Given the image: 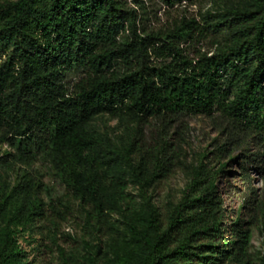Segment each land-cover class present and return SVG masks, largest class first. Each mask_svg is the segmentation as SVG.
Masks as SVG:
<instances>
[{"label":"trees","instance_id":"1","mask_svg":"<svg viewBox=\"0 0 264 264\" xmlns=\"http://www.w3.org/2000/svg\"><path fill=\"white\" fill-rule=\"evenodd\" d=\"M126 5L0 2V145L14 148L0 160L8 169L30 165L42 148L90 226L95 219L108 225L118 214L123 231L120 237L108 226V264H248L251 229L245 225L253 222L238 219L232 238L224 239L216 179L226 165L220 162L236 150L244 151L246 182V164L264 163V122L252 115L264 104V0H255V10L227 12L230 44L195 58L185 46L214 34L219 24L200 26L184 17L171 29L146 32ZM74 70L79 78L69 83ZM229 86L236 88L232 99ZM196 116L210 119L224 136L214 145L213 165L203 161L208 153L199 162L180 160L178 130ZM104 117L116 125L100 128ZM177 168L188 181L161 211L153 193ZM127 175L138 190V209L126 193ZM36 188L32 180L9 190L0 184V264H27L18 236L40 215ZM254 211L255 220L264 217L261 203Z\"/></svg>","mask_w":264,"mask_h":264},{"label":"rangeland","instance_id":"2","mask_svg":"<svg viewBox=\"0 0 264 264\" xmlns=\"http://www.w3.org/2000/svg\"><path fill=\"white\" fill-rule=\"evenodd\" d=\"M6 0H0L3 2ZM14 1V0H12ZM133 4L127 0V7L136 12V24L139 30L146 32H163L171 29L182 18L195 19L200 26L219 24L215 33L200 38L197 42L189 43L185 49L191 58L200 53L208 56L218 53L219 49L230 44V31L226 28L229 19L227 12L234 10H255V0H191L175 1L167 4L163 0H141ZM213 23V24H212ZM180 48L184 50V43ZM5 55L0 52V64ZM253 67L255 62L252 60ZM78 71H71L67 75L69 83H75L79 78ZM229 98L236 94V88L229 86ZM264 96H259L262 101ZM264 101V100H263ZM254 112L256 119L264 122V104L259 105ZM99 127L104 125L114 127L116 121H108L106 117L98 120ZM181 138L180 160L186 164L199 162L207 154L206 161L213 160L214 145L224 141L210 119L203 116L192 117L186 129L178 130ZM119 133V130L116 131ZM263 137L264 131L261 132ZM177 139L178 136L174 137ZM215 142V143H214ZM249 153H254L256 146H249ZM14 152V148L7 144L0 145V158ZM244 151L236 150L220 163H226L222 173L217 175L216 187L222 202L224 219L222 226L228 232L224 239L229 241L232 236L231 226L238 219L253 224H246L251 229L250 247L248 249V264H264V217L254 219V210L261 203L264 210V163L247 165L249 181L241 176V154ZM33 161L30 165L16 164L8 169L0 160L1 183L8 190L25 180H32L37 184L34 197L41 203L40 215L33 217L30 225L18 236V244L23 250V261L27 264H108L112 259L109 250L110 234L108 226H112L118 236H122L123 224L118 214L108 218V225L93 220V226L86 220V213L79 201L66 190L57 173L47 161L43 149L34 150ZM264 156V154H263ZM219 167L217 164L216 166ZM262 168V169H261ZM188 181L184 168H177L171 176L160 184L153 193L155 202L161 211L165 210L167 201L176 202ZM253 190V193L251 191ZM126 193L138 209L141 200L136 186L127 175ZM250 209V210H249Z\"/></svg>","mask_w":264,"mask_h":264}]
</instances>
